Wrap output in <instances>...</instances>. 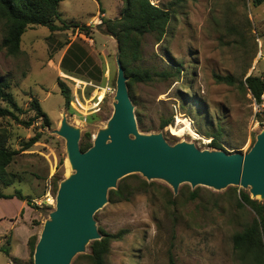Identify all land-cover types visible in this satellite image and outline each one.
I'll use <instances>...</instances> for the list:
<instances>
[{
	"label": "rangeland",
	"instance_id": "374dc122",
	"mask_svg": "<svg viewBox=\"0 0 264 264\" xmlns=\"http://www.w3.org/2000/svg\"><path fill=\"white\" fill-rule=\"evenodd\" d=\"M151 2L170 9L171 20L161 41L153 34L145 35L141 59L128 62L129 70L149 69L153 75L151 81L128 86L139 131L162 133L170 144L187 141L200 149L247 152L260 131L252 129L251 93L241 82L249 75L264 78V2ZM122 9V0H64L59 7L62 21L57 23L69 27L53 32L44 26L29 28L17 55L2 48L4 27L0 21V78L9 81L8 90L24 111L19 118H34L31 101L37 98L50 119L48 125L38 118L25 126L12 117L0 116V136L15 152L11 163L0 170V193L10 195L20 190L31 199L38 216L31 219L30 226L32 236L38 239L55 209L46 202L47 194L57 195L60 183L74 172L66 140L57 133L62 119L80 129V142L85 139L93 144L113 114L119 44L98 25L103 19L120 17ZM71 48L73 53L65 67L62 60ZM177 68V77L165 75ZM216 75L233 76L235 84L220 82ZM59 80L72 91L69 109ZM78 81L88 84L84 92L77 93ZM95 86L106 89L104 98L100 93L103 100L98 105L97 98L92 99ZM0 105L8 106L1 99ZM167 120L171 123L163 127ZM191 128L192 135L187 133ZM204 131L220 133L221 147L212 146L213 137ZM36 135L38 140L26 147ZM130 175L153 184L137 191L130 200L111 202L109 198L95 214L99 232L126 230L120 240L112 242L108 264H171V260L172 264H240L233 236L256 218L250 206L239 205L241 194L264 202L261 196H253L249 187L240 185L218 190L192 187L190 183L180 184L174 193L164 180H147L140 173ZM130 182L137 183L135 178ZM18 201L16 197L0 198V215L15 213ZM5 225L9 224L0 225V248H11L15 236ZM28 232L23 226L17 230L21 243ZM91 243L71 264H88L84 255L91 253ZM6 255L0 251V264H6ZM29 258L26 264H33L34 258Z\"/></svg>",
	"mask_w": 264,
	"mask_h": 264
},
{
	"label": "water",
	"instance_id": "95a60500",
	"mask_svg": "<svg viewBox=\"0 0 264 264\" xmlns=\"http://www.w3.org/2000/svg\"><path fill=\"white\" fill-rule=\"evenodd\" d=\"M117 64L114 111L92 146L81 149V131L65 117L57 130L66 140L74 172L60 183L55 209L35 246L33 264H71L91 241L100 240L95 214L108 202L109 190L130 174L164 180L174 193L182 183L218 190L240 185L264 199V129L247 152L200 149L187 141L170 144L162 133H142L120 53Z\"/></svg>",
	"mask_w": 264,
	"mask_h": 264
},
{
	"label": "trees",
	"instance_id": "16d2710c",
	"mask_svg": "<svg viewBox=\"0 0 264 264\" xmlns=\"http://www.w3.org/2000/svg\"><path fill=\"white\" fill-rule=\"evenodd\" d=\"M64 0H0V21L3 22L4 36L1 42L8 54L17 55L20 53L21 41L23 34L35 26L47 27L50 31L64 30L69 26L64 24L60 26L57 22H61V13L59 11L60 3ZM100 1V0H98ZM123 9L120 17L116 19H103L102 23L98 25L101 32L113 36L120 49V58L125 68L126 75L129 77L128 86L131 87L134 82H147L153 79V75L149 69L132 68L129 70L128 62L138 61L142 57L143 39L147 34H153L158 41H161L167 32V27L171 20V11L168 8L154 5L151 0H122ZM264 0H256V4H262ZM89 29H86L87 33ZM73 49H69L67 54L62 60V65L71 59ZM74 58L80 57L74 55ZM77 65V64H76ZM66 67V66H65ZM72 69V68H71ZM66 72V71H65ZM180 69L176 71L165 72V75L170 77H177ZM156 74V72H155ZM216 79L230 85L235 84L233 76L216 75ZM242 87L249 91L256 100L260 99L261 93L264 89V79L262 76L249 75L244 81L241 82ZM61 93L65 98V105L69 109L72 101V91L70 87L64 82L59 80ZM10 87L9 81L5 78H0V99L8 106L0 105V116H9L17 120L25 126H31L33 122L41 118L44 124H50V119L47 113L42 109L40 102L37 98L31 101V109L35 111L34 118L27 121L19 118V114L24 113L23 109L17 103L13 94L8 90ZM169 120L163 123V127L169 125ZM193 129L187 133L192 135ZM186 133V132H185ZM208 137H213L212 146L220 148L221 134H213L209 131H204ZM38 135L32 137L26 144V147L32 146L37 140ZM197 138V137H196ZM202 138V137H201ZM6 139L0 136V170L4 171L5 168L11 163L14 151H10L6 147ZM81 149L86 151L92 146L89 140L80 142ZM133 176V175H130ZM124 177L119 183L117 189L109 190V198L111 202L116 200H130L132 196L139 190H144L151 186L153 183H148L140 177ZM136 180V184L132 185L130 179ZM58 188V184H57ZM191 196L196 197V191L191 193ZM18 198L19 200L26 201L28 205H32L30 198L23 195L18 190L15 194H2L0 198L12 199ZM244 204L250 206L254 211L256 218L254 221L244 228L242 231L237 232L233 236V248L236 251L240 264H264V202L251 199L249 194L242 193L239 205ZM103 237L100 240L92 241L90 245L91 253L84 255L88 264H108L107 255L110 252L111 244L113 241L120 240L126 230H120L117 233H108L100 229ZM38 237L33 235L28 240V247L30 250V257H33L35 246ZM10 247H1L0 251L10 255ZM15 264H26L27 260H21L16 257H10ZM30 259V258H29ZM33 263V261H30ZM171 260V264H172Z\"/></svg>",
	"mask_w": 264,
	"mask_h": 264
},
{
	"label": "crops",
	"instance_id": "0c3cea01",
	"mask_svg": "<svg viewBox=\"0 0 264 264\" xmlns=\"http://www.w3.org/2000/svg\"><path fill=\"white\" fill-rule=\"evenodd\" d=\"M17 203H18V209L15 213L10 215L8 214L0 215V225L8 223L9 225H5V226L13 230L15 236L13 238V242H12L13 244L11 245L10 255L9 256L6 255V259H7L6 264L14 263L10 257H16L24 261H26L30 257L28 240L33 234V229L30 226V222L33 217L38 216L35 213L36 212L35 208L28 205L26 201L20 200ZM22 226L26 227L29 232L25 240L21 243L19 239V235H17V230Z\"/></svg>",
	"mask_w": 264,
	"mask_h": 264
},
{
	"label": "built area",
	"instance_id": "2783aa9c",
	"mask_svg": "<svg viewBox=\"0 0 264 264\" xmlns=\"http://www.w3.org/2000/svg\"><path fill=\"white\" fill-rule=\"evenodd\" d=\"M262 79L264 78L262 77ZM82 84L84 85L83 88H82ZM87 85H88L87 83H83L82 81H80L78 85L79 87H78L77 93L79 91L84 92V89L86 88ZM95 88L96 89L94 90V93H93L94 96L92 99L97 98L98 103L96 105H98L103 100L106 89H103L100 86H95ZM101 92H103L102 99H100ZM251 99H252V106H253V116L251 120L252 129L261 131L262 129H264V89L261 93L259 100H256L252 94H251ZM76 101H78V96L76 97ZM46 202H48V204L55 205L56 195L49 192L46 196Z\"/></svg>",
	"mask_w": 264,
	"mask_h": 264
},
{
	"label": "bare ground",
	"instance_id": "6f19581e",
	"mask_svg": "<svg viewBox=\"0 0 264 264\" xmlns=\"http://www.w3.org/2000/svg\"><path fill=\"white\" fill-rule=\"evenodd\" d=\"M71 165V164H70Z\"/></svg>",
	"mask_w": 264,
	"mask_h": 264
}]
</instances>
